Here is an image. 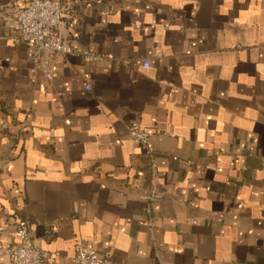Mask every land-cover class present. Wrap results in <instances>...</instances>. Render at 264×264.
<instances>
[{
	"label": "crops",
	"instance_id": "obj_1",
	"mask_svg": "<svg viewBox=\"0 0 264 264\" xmlns=\"http://www.w3.org/2000/svg\"><path fill=\"white\" fill-rule=\"evenodd\" d=\"M25 1L0 0V246L23 217L45 264H264V0H58L97 58L52 79Z\"/></svg>",
	"mask_w": 264,
	"mask_h": 264
},
{
	"label": "built area",
	"instance_id": "obj_2",
	"mask_svg": "<svg viewBox=\"0 0 264 264\" xmlns=\"http://www.w3.org/2000/svg\"><path fill=\"white\" fill-rule=\"evenodd\" d=\"M67 8L58 0H26L13 20L18 38L31 49L32 61L43 73L52 79L51 62L57 56H83L87 60L97 57L88 51L74 47L62 36ZM88 90L89 88L86 87ZM131 139L135 145L146 150L151 156L150 140L152 134L137 125L130 128ZM24 207L22 211H24ZM17 242L0 246V259L9 257L13 264H45L47 255L36 245L30 232L29 222L20 218L16 226ZM72 264H116L104 258L97 251L80 243Z\"/></svg>",
	"mask_w": 264,
	"mask_h": 264
}]
</instances>
